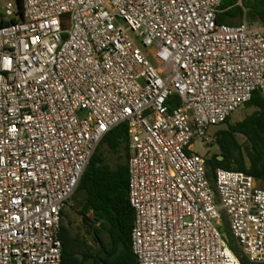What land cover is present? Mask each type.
I'll return each mask as SVG.
<instances>
[{
	"label": "built area",
	"instance_id": "1",
	"mask_svg": "<svg viewBox=\"0 0 264 264\" xmlns=\"http://www.w3.org/2000/svg\"><path fill=\"white\" fill-rule=\"evenodd\" d=\"M0 0V264H63L62 213L127 124L138 264L264 263V187L192 145L255 92L264 25L223 0ZM16 19L15 22H11Z\"/></svg>",
	"mask_w": 264,
	"mask_h": 264
},
{
	"label": "trees",
	"instance_id": "2",
	"mask_svg": "<svg viewBox=\"0 0 264 264\" xmlns=\"http://www.w3.org/2000/svg\"><path fill=\"white\" fill-rule=\"evenodd\" d=\"M18 8L22 15L21 0ZM220 10L217 20L220 24L246 20L251 25H264V0H223ZM9 23L0 13V26ZM245 106L253 108V113L236 124H230L229 118L224 123L227 129L215 135L219 153L206 158L212 183L216 170L224 169L251 175L264 187V97L257 91ZM130 156L128 126L124 123L103 138L77 189L84 232L75 233L66 226L65 212L62 213L63 264H138L131 243L135 210L129 201ZM224 224L229 231L226 221ZM225 235L241 264H252L241 255L230 231Z\"/></svg>",
	"mask_w": 264,
	"mask_h": 264
},
{
	"label": "rangeland",
	"instance_id": "3",
	"mask_svg": "<svg viewBox=\"0 0 264 264\" xmlns=\"http://www.w3.org/2000/svg\"><path fill=\"white\" fill-rule=\"evenodd\" d=\"M0 13H1V9H0ZM238 23H239L238 20L233 22V24H238ZM253 111H254L253 108H248L245 105L239 107L232 113L230 117V124H236L242 121L247 115H250L251 113H253ZM225 129H227L226 124L211 126L208 129L207 140L214 139L218 131L225 130ZM192 151L204 158H210L213 155L219 153L218 147L215 145V142H210L206 145L203 140L195 141L192 145ZM77 199L78 197L75 194L74 197L69 202V204L67 205V207L65 208L64 210L65 217L63 218V222L66 226H70L73 232L83 233L84 227L82 224V219L78 213L79 204H78ZM225 232L229 233V231L226 229H225Z\"/></svg>",
	"mask_w": 264,
	"mask_h": 264
},
{
	"label": "crops",
	"instance_id": "4",
	"mask_svg": "<svg viewBox=\"0 0 264 264\" xmlns=\"http://www.w3.org/2000/svg\"><path fill=\"white\" fill-rule=\"evenodd\" d=\"M235 21H237V20H234V21L230 22L229 24H230V25H239V24H241V23H242V22L240 23V21L238 20V21H239V23H238V24H233V22H235ZM243 21H244V20H243Z\"/></svg>",
	"mask_w": 264,
	"mask_h": 264
},
{
	"label": "water",
	"instance_id": "5",
	"mask_svg": "<svg viewBox=\"0 0 264 264\" xmlns=\"http://www.w3.org/2000/svg\"><path fill=\"white\" fill-rule=\"evenodd\" d=\"M92 238L90 237V240H91Z\"/></svg>",
	"mask_w": 264,
	"mask_h": 264
}]
</instances>
